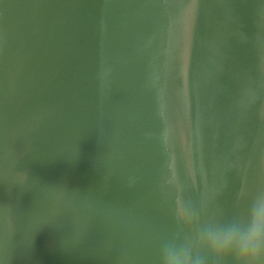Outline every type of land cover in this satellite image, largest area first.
Wrapping results in <instances>:
<instances>
[{"label": "water", "instance_id": "95a60500", "mask_svg": "<svg viewBox=\"0 0 264 264\" xmlns=\"http://www.w3.org/2000/svg\"><path fill=\"white\" fill-rule=\"evenodd\" d=\"M257 239L264 0H0V264H243Z\"/></svg>", "mask_w": 264, "mask_h": 264}, {"label": "clouds", "instance_id": "9594fccd", "mask_svg": "<svg viewBox=\"0 0 264 264\" xmlns=\"http://www.w3.org/2000/svg\"><path fill=\"white\" fill-rule=\"evenodd\" d=\"M262 248H264V245H262L260 239H257L248 248L242 250L241 259L243 264H264ZM213 251L217 254H224L229 251V249L224 246L213 245ZM166 264H170V262H166ZM177 264H180V262H177ZM183 264H192L191 257L185 258Z\"/></svg>", "mask_w": 264, "mask_h": 264}]
</instances>
